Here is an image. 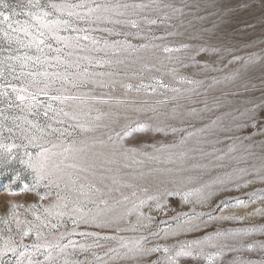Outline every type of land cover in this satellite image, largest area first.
Returning a JSON list of instances; mask_svg holds the SVG:
<instances>
[{
    "label": "snow or ice",
    "instance_id": "snow-or-ice-1",
    "mask_svg": "<svg viewBox=\"0 0 264 264\" xmlns=\"http://www.w3.org/2000/svg\"><path fill=\"white\" fill-rule=\"evenodd\" d=\"M177 14L183 15L184 8L168 0H0V78L7 73L20 81L19 85H9L11 94L0 84V97L4 98L0 103L24 113L9 117L6 109H0V175L7 178L0 191L13 197L4 202L0 212V264H181L182 257L203 256L205 246L221 251L243 250L242 243L236 246L227 241L257 229L217 228L211 234H197L210 224L264 217V207L244 217L233 211L264 204V188L247 193V199L232 195L255 184L264 185V88L261 101H247L251 107L237 109L239 116L226 112L207 120L204 114L213 111L207 100L202 109L181 111L179 104L162 109L160 105L166 106L167 100L155 104L144 101L137 106L112 95L117 88L148 95H162L163 90L180 94L172 100L181 96L191 99L209 80L208 87L213 88L242 79L250 65H264V54L237 55L238 49L219 35L194 36L196 44L166 46L163 51L186 52L190 63L183 67L198 69L195 75L204 79L174 75L178 84L191 85L182 89L159 77H152L151 83L141 77L133 89L131 83L121 79L120 66L127 67L129 57H134L132 63L140 60L135 54L141 50L158 46L133 44L130 38L164 39L149 37L143 26H149L150 32L151 26L167 24ZM142 67L149 68L147 64ZM243 89L249 90L247 82ZM113 100L115 112L111 110ZM212 103L216 109L226 104L222 96L214 97ZM96 104L108 105L109 111L102 113ZM94 108L98 114L92 117ZM140 115L146 119L141 120ZM103 116L109 122L97 123ZM226 117L230 119L226 121ZM9 120L11 124L6 123ZM100 127L111 129L105 142L107 163L123 162L124 167H132L160 162L177 166L167 171L183 172L189 170L185 167L188 161L207 160L191 166L201 174L184 178L199 187L184 192L181 199L191 204L192 210L172 217L174 227L169 220L151 215L150 203L154 201L155 210L167 216L164 197L175 194L172 190L140 197L136 189L147 194V184L116 187L119 181L115 178L112 184H106V177L97 176L95 159L87 148L77 146L75 138ZM246 130L251 134L246 135ZM5 131L12 143L4 142ZM257 136L261 137L258 141ZM206 145L212 147L207 149ZM205 175L209 178L204 179ZM136 178L147 181L148 174L141 172ZM123 188L132 189L131 194ZM27 196L33 199H14ZM193 196L194 200L189 199ZM197 206L201 211H196ZM121 221L127 227H120ZM123 232L139 234H119ZM189 236L193 238L187 239ZM169 239L175 243H160ZM113 241L118 247L109 246ZM103 249L107 250L100 251ZM206 258L211 264L213 257ZM230 264L257 262L237 256ZM258 264H264V260Z\"/></svg>",
    "mask_w": 264,
    "mask_h": 264
},
{
    "label": "rangeland",
    "instance_id": "rangeland-1",
    "mask_svg": "<svg viewBox=\"0 0 264 264\" xmlns=\"http://www.w3.org/2000/svg\"><path fill=\"white\" fill-rule=\"evenodd\" d=\"M128 2H133V0H128ZM135 2H140V0H135ZM174 4L175 7L184 8V14H177L171 21L167 24H159L151 26V31H147L149 26H143L145 28V34L149 37L152 36H164V39H148V40H137L131 39L130 41L133 44L139 43H148L149 45H157L158 47H149L147 49L141 50L135 55L140 57V60H137L135 63L131 61L134 57H129L126 60L128 64L127 67L124 65L120 66L121 79L126 83H131L133 89L141 82V77L143 82L151 83L152 77H159L164 80L165 83L170 85L180 87L182 89L189 88L191 85H180L177 83V80L174 79L175 76H194L198 69L193 67L185 68L183 64L190 63L187 59V54L184 51L181 52H171L166 53L163 51L164 47H179L182 44H196L197 40L192 39L194 36H207L209 34L219 35L229 44L233 45L237 51V55L245 56L249 53H259L264 54L262 49H264V0H168ZM191 5L192 7H185V5ZM198 6V7H196ZM155 16V14H153ZM204 29L211 30V33L203 32ZM130 31H135L134 29H128ZM168 33H173V35H168ZM102 35V34H98ZM111 39H118L117 37H112ZM5 55L7 53H4ZM102 55V54H101ZM179 58V59H178ZM197 59H200L199 57ZM147 64L149 68H143L142 65ZM234 65L233 67H237ZM178 69V72L173 73L172 69ZM107 70V69H100ZM126 73V75H125ZM135 73L136 75H133ZM222 75V74H218ZM196 79H204L203 75H195ZM262 78H264V65L257 63L250 65L248 70L244 74L242 79L236 81L224 82L218 85H215L213 88H209L208 85L211 81H207L204 85L200 86L196 94L191 96V99H184L183 96L179 100H172L173 96L180 94L172 92H163V94L148 95L144 92L136 93L135 90L132 92H127L123 88H117L116 91L112 92L114 97H118L122 100L128 102H135L137 106L143 105L144 101H147L149 104H155L159 100H167V105H160L162 109H170L177 104L181 105V111H185L187 108L195 107L197 109L204 108L203 101L207 100L209 102V108H212L213 111L205 113V119H214L217 115H221L226 112H231L233 116H239V109L243 111L245 107H251V104L246 103L247 101H255L259 103L261 101V88H264L262 84ZM249 84V90L245 91L243 89L244 83ZM0 84L4 85L8 92L11 94L10 84L19 85L20 81L18 79H12L11 75L6 73L5 78H0ZM255 85V88L252 87ZM102 90L97 89V92ZM107 91V90H103ZM233 93H238L233 95ZM222 96L226 104L219 109H216L212 101L214 97ZM3 97H0V100H3ZM113 107L112 111H117L115 105V100L112 101ZM95 108H99L102 113H107L109 111L108 105L96 104ZM94 110L91 113L92 117H95L98 113ZM0 109H6L5 114L9 117L16 115H24L20 113L18 109L12 108L8 109L5 103H0ZM264 118V114H262ZM29 119H34V117L29 116ZM140 119L144 120L146 117L140 115ZM230 119L226 117V121ZM109 122L107 116H103L101 121H98L99 124H106ZM6 123L11 124V120ZM110 128L100 127L94 132L84 133L83 135H78L75 139L77 141L78 147H85L88 149V154L92 156L96 163L97 176L103 175L106 177L104 183L112 184V179L115 178L119 181V184L115 185L119 187L120 185L133 183L137 185L147 184L149 192L146 194L138 187L136 189L137 195L144 197L146 195L157 194L158 191L164 189L172 190L175 194L167 195L164 197V202L168 205L167 216L163 215L160 212L155 210V202L151 201L153 205L151 210V215H153L157 220H169L172 226H175L172 217L177 213L190 212L192 210L191 204H186L182 201L181 197L185 191H194L195 188L199 187L198 183H187L184 178L188 176H194L201 174L200 170H193L191 166L195 163L202 162L207 163V160L188 161L185 166L187 169L183 172L177 171H167V169H176V165L160 163V162H146L144 165H133L132 167H124L123 162L120 164H111L107 163L108 159V148L105 146L107 142L108 133ZM246 135L251 134V130H246ZM143 135V134H136ZM4 136L6 137L5 143H12L11 139H7L9 134L5 131ZM171 137H169L170 139ZM161 139H163L161 137ZM257 141L261 137L257 136L255 138ZM19 143V140L16 141ZM245 143H248L246 141ZM207 149H210L211 145L205 146ZM217 147H225V145H217ZM151 151V149H148ZM256 151H259L257 148ZM234 153L233 155H237ZM252 161H249V166ZM243 166V165H242ZM16 167H20L16 165ZM148 174V180H142L136 178L139 173ZM214 174V173H213ZM86 175V174H82ZM207 175L204 176V179H208ZM98 182V181H97ZM163 182V183H161ZM7 184V178L3 175H0V188ZM102 186V185H101ZM16 188L17 185L12 186ZM259 188H264L262 184H255L249 188L244 189L242 192H234L232 195H238L247 199V193L255 191ZM125 193L131 194L132 189L123 188ZM118 196V193L114 194ZM13 199V197L8 196L5 192L0 191V212L3 211L4 202ZM17 200L27 199L31 201L32 196L25 197H15ZM189 199L194 200L195 197H190ZM131 205H129L130 207ZM264 207V204L258 202L252 204L249 208L233 210L237 216L244 217L246 214L255 211L257 208ZM174 209L175 211H171ZM145 212L149 211L148 206L145 205ZM196 211H201L197 206ZM206 211V209H204ZM226 215L229 213H225ZM134 220L135 217H132ZM120 227H127L125 221H121L119 224ZM162 227H167L168 225H161ZM257 229L247 233L246 235L238 236L235 239H230L227 242L239 246L241 243L244 245L243 250L240 252H232L228 250L221 251V249L216 247L205 246L203 249L204 255H197L196 259L191 257H182L181 264H209L207 256L213 257L211 264H230V262L235 259L237 256L241 257L246 261L260 262L264 260V249L261 248V245L264 244V231H260L261 228H264V217L262 216H248L247 219L240 221H227L220 222L214 225L210 224L207 229L202 230L197 235L203 236L207 234L214 233L216 229ZM123 236H133L138 235L139 233L123 232L119 233ZM183 239V237H181ZM192 236L187 237V239H192ZM161 244L175 243V240L169 239L167 241L161 240ZM110 247H118L116 242H109ZM103 249L100 251H106ZM121 251H124L121 249ZM153 259L155 258L152 257ZM117 264H130V262L118 261Z\"/></svg>",
    "mask_w": 264,
    "mask_h": 264
}]
</instances>
